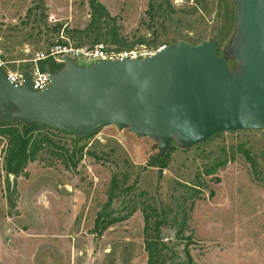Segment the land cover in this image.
Masks as SVG:
<instances>
[{"label":"rangeland","instance_id":"obj_1","mask_svg":"<svg viewBox=\"0 0 264 264\" xmlns=\"http://www.w3.org/2000/svg\"><path fill=\"white\" fill-rule=\"evenodd\" d=\"M106 16L115 19L113 32L102 30L108 51L115 50L109 34L121 51L215 39L217 55L235 66L232 0H0V58L18 70L58 40L91 50ZM218 135L189 149L173 142L158 170L147 165L157 144L127 130L107 127L81 141L35 130L31 137L51 145L17 175L6 172L8 138L0 135V264H147L142 209L165 213L166 264H264V133ZM132 208L94 233L97 215L121 218Z\"/></svg>","mask_w":264,"mask_h":264},{"label":"water","instance_id":"obj_2","mask_svg":"<svg viewBox=\"0 0 264 264\" xmlns=\"http://www.w3.org/2000/svg\"><path fill=\"white\" fill-rule=\"evenodd\" d=\"M234 38L228 57L215 39L179 41L149 58L80 64L65 58L44 71L49 84L33 91L0 70V124L44 126L78 139L107 127L149 138L164 157L222 133H264V0H232Z\"/></svg>","mask_w":264,"mask_h":264},{"label":"trees","instance_id":"obj_3","mask_svg":"<svg viewBox=\"0 0 264 264\" xmlns=\"http://www.w3.org/2000/svg\"><path fill=\"white\" fill-rule=\"evenodd\" d=\"M94 14L98 12L96 6L91 3L90 5ZM100 24L97 27V31L92 39L91 47L96 45H100L102 41V37L106 36L102 33V30L107 29L108 32L113 24L115 23L114 18H110L106 16L104 20L98 19ZM98 22V23H99ZM96 23V20H95ZM62 29L61 25H55L53 31L59 34ZM86 32H83L86 34ZM76 34L77 32H73ZM109 44L115 46L116 52H120L121 44L117 41L116 36L109 34ZM52 45V44H51ZM55 45H67L64 41L58 40ZM78 48V46H75ZM48 65L53 72L58 71L62 65L55 64L51 59H46L39 63L40 69L44 70V66ZM24 68H27L24 67ZM20 126V129H16L15 126ZM10 126V127H9ZM0 127H7L5 129H0V135L6 136L8 138V148L6 154V172L8 174L17 175L28 163L34 162L36 160L37 153L42 148L43 143H47L51 145V140L48 138L36 139L30 136V133L35 130H48L58 134H66L71 135L65 132L52 130L50 128L44 126H24L19 123H7L0 124ZM95 135V134H94ZM73 136V135H72ZM219 135H215L217 137ZM75 137V136H74ZM89 137H84L78 139L75 137L76 141H81L84 139H88ZM174 150V146H170L169 150L165 153L164 157H160L158 153L152 156L147 165L150 167H155L158 170H162L166 167L167 162L170 159V155ZM221 164H216L214 166L207 167L205 170V175L212 176L217 170L220 168ZM137 208H132V210L128 213V215L121 218H108L104 215H97L94 220L93 231L97 236H101L104 231H106L110 226L120 223L130 217ZM143 215V245L144 250L147 253V264H166V255L168 248L161 240V228L166 222V216L164 212H160L158 214L149 215L145 209H142ZM178 264H183L179 262Z\"/></svg>","mask_w":264,"mask_h":264},{"label":"built area","instance_id":"obj_4","mask_svg":"<svg viewBox=\"0 0 264 264\" xmlns=\"http://www.w3.org/2000/svg\"><path fill=\"white\" fill-rule=\"evenodd\" d=\"M164 47L156 51H108L101 44L96 45L91 50H82L79 48H71L69 45H55L45 54L36 56V59L31 61L29 68H21L16 70L8 69L6 62L0 58V70L3 71L7 81L15 86H21L23 82V72L28 70L30 73L32 90L37 92L44 90L48 84V75L44 70L40 69L39 63L46 59H51L55 64L62 65L65 58L80 63L89 64L97 60L115 61V60H133L149 58L162 50Z\"/></svg>","mask_w":264,"mask_h":264}]
</instances>
